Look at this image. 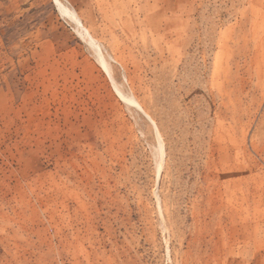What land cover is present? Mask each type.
Here are the masks:
<instances>
[{"label": "rangeland", "instance_id": "obj_1", "mask_svg": "<svg viewBox=\"0 0 264 264\" xmlns=\"http://www.w3.org/2000/svg\"><path fill=\"white\" fill-rule=\"evenodd\" d=\"M60 1L151 119L54 0H0V264H264V0Z\"/></svg>", "mask_w": 264, "mask_h": 264}, {"label": "bare ground", "instance_id": "obj_2", "mask_svg": "<svg viewBox=\"0 0 264 264\" xmlns=\"http://www.w3.org/2000/svg\"><path fill=\"white\" fill-rule=\"evenodd\" d=\"M58 6V8L61 10L62 13L66 14L67 16H69L76 25H78L83 32L85 33V39L86 42L88 43V45L92 48V50L99 56L100 60L102 61V64L110 78V80L112 81L114 88L116 89V91L122 96L124 97L129 103H132L133 105H135L137 108H139L141 111H143L145 113V111L142 109V107L136 102V100L134 99V97L130 94H124L119 88L118 86L114 83L112 74H111V68H110V64L109 61L107 60L106 56L99 51L98 47L96 46V43L94 42V40L90 37L89 33H88V29H86L80 19L78 18V16L73 12V10L65 5L64 3H62L60 0H54ZM146 114V113H145ZM147 115V114H146ZM148 116V115H147ZM149 117V116H148ZM150 118V117H149ZM151 119V118H150ZM156 154H157V161H156V165L157 168L160 169L162 166V157H163V149H162V145L160 143V141H158L157 146H156Z\"/></svg>", "mask_w": 264, "mask_h": 264}]
</instances>
